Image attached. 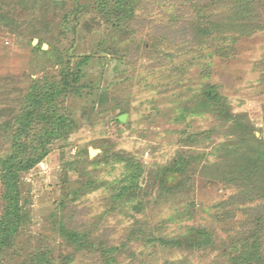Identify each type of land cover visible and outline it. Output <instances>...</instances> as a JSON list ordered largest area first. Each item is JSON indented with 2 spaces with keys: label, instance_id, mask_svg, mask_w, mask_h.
I'll return each instance as SVG.
<instances>
[{
  "label": "rangeland",
  "instance_id": "374dc122",
  "mask_svg": "<svg viewBox=\"0 0 264 264\" xmlns=\"http://www.w3.org/2000/svg\"><path fill=\"white\" fill-rule=\"evenodd\" d=\"M111 1L0 0V158L27 97L91 57L58 100L74 128L19 174L28 220L2 264H237L255 241L264 258V179L237 154L264 151V0H130L121 26ZM209 85L247 133L203 106ZM37 122L21 142L38 155ZM199 229L212 245L187 248Z\"/></svg>",
  "mask_w": 264,
  "mask_h": 264
},
{
  "label": "trees",
  "instance_id": "16d2710c",
  "mask_svg": "<svg viewBox=\"0 0 264 264\" xmlns=\"http://www.w3.org/2000/svg\"><path fill=\"white\" fill-rule=\"evenodd\" d=\"M112 13L115 14L119 21L117 24L121 26V20L131 16L133 8L130 0H112ZM121 21V22H120ZM36 49H40L37 46ZM45 53V52H44ZM91 60L89 56L81 57L76 72L71 68L65 71L61 81L59 83H52L48 88L44 90H37L27 97V112L20 118L19 127L16 133L17 139L13 144L11 154L6 158H0V178L3 185V201L5 208L2 217L0 218V264H2V257L8 250H10L14 244L19 231L24 227L28 220V216L24 209L21 207V186L19 182V174L22 172H28L38 165L49 153L48 147H50L54 141L62 140L67 132L74 128V122L68 115L60 114L58 107V100L65 97L69 91L75 90L77 94H81L83 87L79 85L84 78V74H81L83 67L87 66ZM90 87V86H89ZM93 92L92 86L88 89ZM95 90V89H94ZM203 106L211 113L216 112L220 115L224 121H234L233 127H239L242 132L247 133L246 126L240 122L239 118H234L230 111V106L227 100L221 96L218 89L209 85L205 92ZM215 114V113H214ZM41 120L48 126V129L40 132L41 143L43 144V151L37 155L32 154L27 145L22 143V137L27 135L32 129L35 128L37 121ZM263 141V140H262ZM264 147V142L261 143ZM253 151L249 154L247 151L237 150L239 157L243 158L245 168L241 172H247L250 174L258 175L261 179H264V151L261 147L257 146V150L250 147ZM29 155L30 157H28ZM242 161V160H241ZM190 166V162L179 157L175 160L171 168L166 169L167 172L172 173H187ZM197 232L191 233L187 239H185L186 246L189 249L203 248L212 245V234L206 229L196 230ZM201 239H197L196 237ZM69 239L76 245L82 247L83 239L77 233H69ZM165 244H174L182 247L183 240L174 241L175 243H167L164 239L161 240ZM237 264H264V258L260 252V242L255 241L254 246L249 249H245L241 255L238 256Z\"/></svg>",
  "mask_w": 264,
  "mask_h": 264
},
{
  "label": "water",
  "instance_id": "95a60500",
  "mask_svg": "<svg viewBox=\"0 0 264 264\" xmlns=\"http://www.w3.org/2000/svg\"><path fill=\"white\" fill-rule=\"evenodd\" d=\"M46 47V46H45ZM127 118H128V115H122V116H120L119 117V121L121 122V123H126L127 122ZM96 154V151L95 150H91L90 151V155L91 156H94Z\"/></svg>",
  "mask_w": 264,
  "mask_h": 264
},
{
  "label": "built area",
  "instance_id": "2783aa9c",
  "mask_svg": "<svg viewBox=\"0 0 264 264\" xmlns=\"http://www.w3.org/2000/svg\"><path fill=\"white\" fill-rule=\"evenodd\" d=\"M42 166H44L43 164H41Z\"/></svg>",
  "mask_w": 264,
  "mask_h": 264
}]
</instances>
